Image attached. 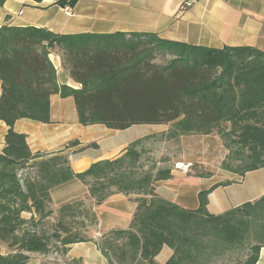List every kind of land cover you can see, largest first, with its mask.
I'll list each match as a JSON object with an SVG mask.
<instances>
[{
	"label": "trees",
	"instance_id": "1",
	"mask_svg": "<svg viewBox=\"0 0 264 264\" xmlns=\"http://www.w3.org/2000/svg\"><path fill=\"white\" fill-rule=\"evenodd\" d=\"M5 1L0 0V7ZM77 2L56 4L73 8ZM52 53L80 89L58 85ZM161 59L165 62L157 63ZM54 94L73 98L82 126L168 129L137 139L121 156L75 174L66 155H32L25 135L13 130L20 119L49 123ZM0 121L7 127L0 152V242L9 250L0 254V264H27L30 255L45 256L56 242L65 255L70 245L89 241L84 230L97 224L92 206L115 193L136 195L137 207L128 229L97 239L108 264H157L154 258L163 246L173 251L165 264L257 263L264 248V196L210 214L207 195L216 186L230 184L225 181L200 192L198 208L186 210L155 192L157 182L171 177L170 169L156 168L153 158L145 159L150 160L145 167L142 160L151 141L215 134L227 150L221 169L239 176L264 169V51L194 46L151 33L65 35L3 25ZM78 145L76 140L64 148ZM87 148L97 145L90 143L79 151ZM194 168L198 177L211 176L199 165ZM73 179L86 186V196L53 209L50 191ZM22 213L31 216L24 219ZM54 214L56 223L48 232L44 225Z\"/></svg>",
	"mask_w": 264,
	"mask_h": 264
},
{
	"label": "crops",
	"instance_id": "2",
	"mask_svg": "<svg viewBox=\"0 0 264 264\" xmlns=\"http://www.w3.org/2000/svg\"><path fill=\"white\" fill-rule=\"evenodd\" d=\"M58 0H6L0 7V26L46 28L57 34H113L151 33L159 38L194 46L220 49L224 46H248L264 51V0H196L181 10L186 0H78L67 16L58 6ZM49 59L56 70L58 85L80 89L61 65L60 57L52 53ZM164 125H134L124 130L110 129L100 124L82 126L78 123L72 97H50V122L43 124L28 119L14 123L13 130L26 137L32 155H66L70 170L77 174L87 170L92 163L113 160L121 156L137 139L167 131ZM7 127L0 121V152L4 147ZM79 145L65 149L72 141ZM96 143L97 148H80ZM174 144L176 158L168 154L156 157V168L170 169L171 177L156 183L155 192L163 199L183 209L196 210L198 194L216 186L207 195L206 209L218 215L246 202H254L264 196V169L239 176L220 168L225 151L216 135H185L176 140L161 142ZM31 160L29 164L36 162ZM190 164L184 173L173 168L174 163ZM199 165L209 172V177H198L192 166ZM87 188L73 179L50 191L53 209L86 196ZM136 195L121 193L111 195L99 205H93L97 224L90 240L68 247L63 261L70 264H108L98 248L95 235L112 230L128 229L135 213ZM30 218V213H22ZM35 216V215H34ZM9 253L0 242V254ZM173 251L163 246L154 258L157 264H165ZM27 264H40L41 255L32 254ZM43 257V256H42ZM256 264H264V248L259 252Z\"/></svg>",
	"mask_w": 264,
	"mask_h": 264
},
{
	"label": "rangeland",
	"instance_id": "3",
	"mask_svg": "<svg viewBox=\"0 0 264 264\" xmlns=\"http://www.w3.org/2000/svg\"><path fill=\"white\" fill-rule=\"evenodd\" d=\"M164 62L165 61L163 59H161L157 63H164ZM166 126L167 125L161 126L159 129H162V127L164 128ZM212 135H215V134H212ZM218 138L220 139V144L222 145V149L225 151L224 152L225 155L223 158V160H224L226 155H227V150L224 147V144H223L224 142L222 141V139L219 136H218ZM145 149L149 150V153H146L143 155L142 163L144 164L145 167L149 166L148 163L150 162V160H145V159L153 158L154 161H156V157H158L159 155H165V154H168L172 157L175 156V158H176V154H177V152H176L177 149L175 148L174 144H171V143L167 144V145H162V144H160V142L156 143L154 141H151L145 145ZM233 165H237L236 162H234ZM192 168H194V166ZM194 169L197 170V168H194ZM55 223H56V217L54 214L52 217H50L46 221V223L44 225L45 230L48 232H51L52 226H55ZM85 224L88 225V222L85 221ZM73 227H77L78 229H80L79 225H73ZM93 228L94 227L88 226L87 230H84L82 228L81 229L85 231L87 236H90ZM95 237H96V235H95ZM60 248H61V246L57 242L53 243L51 245L50 252L43 257L41 256L40 264H66L63 261V257H62L63 255L61 254ZM225 264H229V263H225Z\"/></svg>",
	"mask_w": 264,
	"mask_h": 264
},
{
	"label": "built area",
	"instance_id": "4",
	"mask_svg": "<svg viewBox=\"0 0 264 264\" xmlns=\"http://www.w3.org/2000/svg\"><path fill=\"white\" fill-rule=\"evenodd\" d=\"M196 0H186L184 1L183 5L181 6V10H185L187 9L188 7H190L193 3H195ZM62 10L64 11V13L67 15V16H71L73 14V11H72V7H69V6H65L62 8ZM191 167L190 164H186L184 165L183 163H174L173 164V168L175 170H178V171H181V172H188L189 168ZM100 237V235H96V239H98Z\"/></svg>",
	"mask_w": 264,
	"mask_h": 264
}]
</instances>
